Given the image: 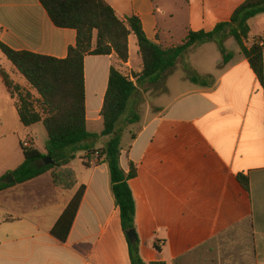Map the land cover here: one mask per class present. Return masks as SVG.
<instances>
[{
	"label": "crops",
	"instance_id": "1",
	"mask_svg": "<svg viewBox=\"0 0 264 264\" xmlns=\"http://www.w3.org/2000/svg\"><path fill=\"white\" fill-rule=\"evenodd\" d=\"M105 1L120 19L139 17L146 37L170 49L189 32L230 21L247 0ZM249 23L264 55V13ZM76 41L77 32L58 28L40 0H0V42L14 51L65 59ZM225 47L232 55L227 64L216 42L193 46L158 81L139 85L131 102L140 120L124 131L120 162L126 174L132 167L137 172L129 184L147 263L264 264V83L234 38ZM132 53L141 57L134 34L127 63L115 54L85 58L89 132L103 130L111 66L142 71L135 70ZM1 71L40 98L0 49ZM193 75L206 84L193 83ZM18 106L0 73V178L25 161L22 144L47 153L37 142L43 123L25 127ZM83 158L81 168L67 166L76 176L72 189L57 186L51 170L0 191V264H132L109 167L98 164L97 154ZM239 175L249 179V189ZM82 186L85 194L64 243L51 231Z\"/></svg>",
	"mask_w": 264,
	"mask_h": 264
},
{
	"label": "trees",
	"instance_id": "2",
	"mask_svg": "<svg viewBox=\"0 0 264 264\" xmlns=\"http://www.w3.org/2000/svg\"><path fill=\"white\" fill-rule=\"evenodd\" d=\"M52 22L62 29L77 32L76 45L69 48L65 59H57L30 52H18L0 42V49L17 71L37 92L35 100L30 92L15 84L10 76L1 71L3 83L12 95L19 99L18 113L22 124L30 127L43 123L47 134L46 154L37 148L22 144L25 161L14 171L0 178V191L14 185L33 180L54 170L53 179L57 186L72 189L76 176L67 166L76 159L69 149L79 148L89 154H98L99 161L109 167L112 191L120 209L122 229L126 235L132 264H156L145 262L140 254V239L130 241L127 233L134 229L136 222V201L129 181L137 176L132 167L126 174L121 166L122 138L129 124L140 120L132 114L123 128L119 124L126 114L138 85L156 82L174 68L179 58L195 45L216 42L227 64L232 59L225 47V41L232 37L238 43L241 53L248 59L250 67L261 83H264V55L257 38L251 39L250 20L264 13V0H247L236 9L230 21L218 24L212 31L189 32L183 44L164 49L150 41L144 32L142 21L137 16L120 19L115 10L105 0H40ZM134 34L138 41L143 61L142 71L133 79L125 76L114 64L110 69L108 89L101 111L103 130L100 134L87 129L86 89L84 61L88 55L110 56L115 54L122 63H127L129 36ZM190 80L196 84H206V80L196 75ZM108 137L105 146L92 149L89 142ZM50 157L55 164L46 166L44 159ZM88 165V163H86ZM12 175L13 184L7 183ZM238 180L249 189V179L243 175ZM86 187L82 186L65 209L52 229V235L66 243L78 214Z\"/></svg>",
	"mask_w": 264,
	"mask_h": 264
},
{
	"label": "rangeland",
	"instance_id": "3",
	"mask_svg": "<svg viewBox=\"0 0 264 264\" xmlns=\"http://www.w3.org/2000/svg\"><path fill=\"white\" fill-rule=\"evenodd\" d=\"M132 54H133V57H132L133 66H134L135 70H138L139 66H143L142 58L139 55H135L134 53H132ZM120 66H121V64H118V67L122 71L123 74H128V76H130V75L134 76V72L130 73L127 70L123 69V67L121 68ZM133 81L136 82V79L134 78ZM161 86H162V84H161ZM163 89H164V86H163ZM132 112H133L132 108H131V106H129L126 114L123 116V118L119 124L120 128H123L125 126L127 119L133 114ZM100 125L101 124H95V128L99 127ZM37 129L39 131V141H37L38 146H39V149L43 151V150H45V145H46L45 143H46V138H47L46 137L47 135H45L47 133H45V132H47V131H46L45 127H42V125H38ZM123 136H124V133H123ZM124 137H126V135ZM108 140H109L108 137H101L99 140L91 142V147H102V146L104 147ZM69 152L74 153L76 155V159L71 161V162H73V166L76 168H81L82 162L85 160V158L81 159V156L85 155L86 151L80 150L79 148H72V149H69Z\"/></svg>",
	"mask_w": 264,
	"mask_h": 264
},
{
	"label": "water",
	"instance_id": "4",
	"mask_svg": "<svg viewBox=\"0 0 264 264\" xmlns=\"http://www.w3.org/2000/svg\"><path fill=\"white\" fill-rule=\"evenodd\" d=\"M44 164H45L46 166H48V165H52V164H55V161L52 160L50 157H46V158L44 159ZM7 182H8L9 184L14 183V182H15L14 177H13L12 175H9L8 178H7ZM127 237H128V239H129L130 241H134V239L137 237L136 230H134V229L130 230V231L127 233Z\"/></svg>",
	"mask_w": 264,
	"mask_h": 264
},
{
	"label": "built area",
	"instance_id": "5",
	"mask_svg": "<svg viewBox=\"0 0 264 264\" xmlns=\"http://www.w3.org/2000/svg\"><path fill=\"white\" fill-rule=\"evenodd\" d=\"M133 80V79H132ZM26 147H28V145H25ZM97 156H98V154H97Z\"/></svg>",
	"mask_w": 264,
	"mask_h": 264
}]
</instances>
